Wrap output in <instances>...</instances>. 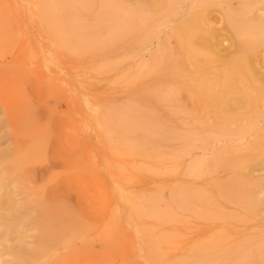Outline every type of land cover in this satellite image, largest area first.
I'll use <instances>...</instances> for the list:
<instances>
[{
	"label": "rangeland",
	"instance_id": "obj_1",
	"mask_svg": "<svg viewBox=\"0 0 264 264\" xmlns=\"http://www.w3.org/2000/svg\"><path fill=\"white\" fill-rule=\"evenodd\" d=\"M261 80L264 0H0V264H264Z\"/></svg>",
	"mask_w": 264,
	"mask_h": 264
},
{
	"label": "bare ground",
	"instance_id": "obj_2",
	"mask_svg": "<svg viewBox=\"0 0 264 264\" xmlns=\"http://www.w3.org/2000/svg\"><path fill=\"white\" fill-rule=\"evenodd\" d=\"M173 1V0H168V2ZM207 3V2H206ZM199 4V3H198ZM202 5V4H199ZM198 5V6H199ZM218 5V4H217ZM203 6V5H202ZM208 6V5H207ZM223 6V5H222ZM195 7V5H194ZM193 8V7H192ZM211 8V7H210ZM226 8V7H225ZM196 9V7H195ZM194 9V10H195ZM227 10V8H226ZM191 11H193L191 9ZM230 12V11H228ZM227 12V13H228ZM237 12V11H236ZM193 13V12H191ZM204 13V12H203ZM201 15V12H200ZM187 16V15H186ZM204 17V16H203ZM208 17V16H207ZM186 18V17H185ZM209 18V17H208ZM225 19V18H224ZM184 21V20H183ZM206 23L209 22H205L204 19L202 17L199 16H190V18L187 20V22L183 23L182 25L177 27V30L179 33L181 34H186L187 37L191 38V47L192 48H196V50H192L190 53V57L195 58V56L197 55V53L202 54V52L198 49V46L200 48L201 44H204L203 41L206 40L204 39V36L202 35V29H203V25H205ZM221 23V22H220ZM223 23V22H222ZM230 25V23H229ZM226 26V25H225ZM235 26V25H234ZM206 27V26H204ZM208 27V26H207ZM231 27V26H230ZM242 27V26H241ZM209 28V27H208ZM216 28V27H215ZM233 28V27H232ZM219 31V30H218ZM235 32V31H234ZM215 32H210V36L212 38L216 37V33ZM247 33V32H246ZM236 34V32H235ZM240 34V33H239ZM242 34V33H241ZM203 40V41H202ZM209 40V39H208ZM186 41V40H185ZM207 41V40H206ZM206 43H209L208 41ZM210 45V43H209ZM209 45H207L209 47ZM251 45V44H250ZM204 46V45H203ZM205 46V49L206 47ZM241 46V45H240ZM207 47V49H208ZM211 48V47H210ZM249 48V47H248ZM246 48V49H248ZM201 49V48H200ZM204 50V49H202ZM209 50V49H208ZM242 50L243 47H242ZM249 50V49H248ZM251 50V49H250ZM211 52V50H209ZM240 51V50H239ZM252 51V50H251ZM246 52V51H245ZM244 52V53H245ZM241 53V52H240ZM199 54V55H200ZM204 54V53H203ZM212 54H214V52H212ZM206 55V52H205ZM204 55V56H205ZM208 55V54H207ZM209 56V55H208ZM215 56V55H213ZM202 58V57H201ZM209 58V57H208ZM200 60V59H199ZM203 60V59H202ZM200 60V61H202ZM246 61V59H245ZM196 62V59H195ZM248 62V61H247ZM199 63V62H198ZM231 64L237 69V71H230L227 72L226 75V83L229 85L228 87H223V88H218V89H214V90H210V92H213L212 95L214 97L215 100H221V102L223 103V107H222V113L227 114V116H229L228 114L231 113L233 111L234 108H241L245 111H248L249 109H251L253 106V100L251 99V97L247 94L246 90L247 88L250 86H244L245 84H243L242 86H237V77L239 76H246L247 75V70H249L248 66L250 65H246V63H243V60L240 57H237L235 59H232ZM247 79V78H246ZM252 79V78H251ZM257 79V77H256ZM263 79V78H262ZM258 80V79H257ZM252 81V80H251ZM260 81V79L258 80ZM254 82V81H253ZM240 83V82H239ZM246 83V82H245ZM254 85H256L254 83ZM253 85V86H254ZM248 88V89H249ZM256 92H261L264 93V80H261L259 87H252ZM206 91V90H204ZM209 92V91H208ZM250 94H252L250 92ZM259 94V93H258ZM255 95V94H254ZM257 95V93H256ZM258 96V95H257ZM258 100V99H257ZM260 101V100H259ZM264 101V100H263ZM259 105V104H258ZM226 116V115H225ZM226 116V117H227ZM241 118L243 119L242 115ZM227 120V119H226ZM239 129V128H238ZM241 130V129H240ZM264 143V136L260 137L259 139V144ZM233 185H235L237 188H240L241 185L237 180H233L231 182Z\"/></svg>",
	"mask_w": 264,
	"mask_h": 264
}]
</instances>
